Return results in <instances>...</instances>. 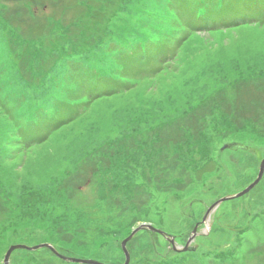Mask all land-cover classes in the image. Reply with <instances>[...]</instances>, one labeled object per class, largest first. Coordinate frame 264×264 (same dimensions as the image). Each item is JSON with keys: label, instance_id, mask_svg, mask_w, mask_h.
<instances>
[{"label": "rangeland", "instance_id": "1", "mask_svg": "<svg viewBox=\"0 0 264 264\" xmlns=\"http://www.w3.org/2000/svg\"><path fill=\"white\" fill-rule=\"evenodd\" d=\"M201 1L256 22L188 29L178 0H0V264L11 246L42 244L123 264L120 243L140 224L165 235L135 234L128 264H264V173L202 221L264 158V0H199L200 12ZM137 42L144 71L121 59ZM50 97L63 101L49 107L54 125L77 118L29 129L25 112ZM230 144L241 148L220 150ZM191 217L197 233L177 252ZM9 264L80 263L40 248Z\"/></svg>", "mask_w": 264, "mask_h": 264}, {"label": "snow or ice", "instance_id": "2", "mask_svg": "<svg viewBox=\"0 0 264 264\" xmlns=\"http://www.w3.org/2000/svg\"><path fill=\"white\" fill-rule=\"evenodd\" d=\"M222 2L243 3L244 0H222ZM178 3L180 6L176 9V13L185 28L195 30L200 24L204 23V16L206 15V13L200 12V9L198 7L199 0H178ZM255 22V19L239 21L240 24ZM260 22L264 23V12L260 14ZM184 39H186V37H184ZM181 42L182 40L177 41V46ZM62 105L63 101L59 97H50L45 99L37 107L26 111L24 114V118L30 122L29 129L33 128L37 124L43 125L44 127L48 128L58 126L52 123L53 117L49 113V107L54 106L57 109H61ZM9 115L11 114L9 113ZM29 129H25L23 133L26 139L30 135Z\"/></svg>", "mask_w": 264, "mask_h": 264}, {"label": "water", "instance_id": "3", "mask_svg": "<svg viewBox=\"0 0 264 264\" xmlns=\"http://www.w3.org/2000/svg\"><path fill=\"white\" fill-rule=\"evenodd\" d=\"M230 147H234V148H241L240 146L236 145V144H230V145H224L223 147H221V151L226 149V148H230ZM263 173H264V158L261 160V162L259 163V167H258V173H257V177L256 179L247 187L245 188L243 191H241L240 193H237L235 195H232V196H229V197H224V198H221L219 199L218 201H216L214 204H212L205 216L203 217L202 221L205 220L207 214L215 207L217 206V204L223 202V201H226V200H230V199H234V198H239L243 195H245L246 193H248L250 190H252L258 183L259 181L261 180L262 176H263ZM139 231H149V232H152V233H156V234H159L161 236L164 237L165 233L158 230V229H155L154 227H152L150 224H140L138 225L135 229L132 230V232L130 233V235L128 237H126L124 240L121 241L120 243V247H121V250H122V253H123V256H124V262L123 264H128L129 263V254H128V251L126 249V244L134 237L135 234H137ZM134 233V234H133ZM196 235V227H194L191 235L189 236L188 240L186 241V244L184 246V248H182L181 250L180 249H175L173 248L175 251L177 252H185L188 250L187 246L188 244L190 243L191 240L194 239ZM166 240L171 244L173 245V239L170 238V239H167ZM40 248H46L48 249L53 255H55L57 258H59L60 260L64 261V262H67V263H80V264H102V263H98V262H94V261H85V260H76V259H72V258H67V257H64L62 255H59L56 250L49 244H42V245H39V246H35V247H26V246H22V245H16V246H11L9 247V249L7 250L6 254L4 255V258H3V264H9V256L10 254L16 250V249H25V250H28V251H35L37 249H40ZM195 248H191L190 250L191 251H194Z\"/></svg>", "mask_w": 264, "mask_h": 264}, {"label": "trees", "instance_id": "4", "mask_svg": "<svg viewBox=\"0 0 264 264\" xmlns=\"http://www.w3.org/2000/svg\"><path fill=\"white\" fill-rule=\"evenodd\" d=\"M208 0H205V2H207ZM177 2V1H176ZM204 4V1H201L200 2V7L202 6ZM252 4V3H251ZM198 7H199V5H198ZM202 8H203V12H201V13H206V15L204 16V23H202L203 24V28L205 29V28H207V27H209V28H211V27H216V28H218V29H220V28H225V27H228V26H232V25H234V24H238V22H239V20H242L241 18H234V14L233 13H231V12H225V13H223V14H225L226 16H227V20L226 21H224V22H226V23H218V21H216V20H218V19H220L221 18V16L223 15V14H215L214 12H213V14H212V12L211 11H209V8H208V6H202ZM262 12H264V8H263V10H262ZM215 14V15H214ZM221 15V16H220ZM213 20H215V22H211V21H213ZM210 21V22H209ZM220 22V21H219ZM199 28V27H198ZM208 29V28H207ZM206 30V29H205ZM140 37H137L136 39H139ZM147 44H139L138 42L136 43V45H134L133 47H132V49H130L126 54H123V55H121V59H124V58H127V59H129V61L130 62H133L134 60H136V61H138V67L137 68H139V70H141V71H144L146 68V66L144 65V63H145V61H143V55H145L144 53L142 54V55H140L138 58H136L135 57V55L132 53V50H133V48H136L137 50H140L141 51V48H142V46H146ZM148 53V52H147ZM130 67H126L125 65H120V67H122L123 69H127V70H129L130 72H132V71H134V70H136V68H132L131 67V65H129ZM150 67V66H149ZM140 71V72H141ZM119 87L120 88H122V89H124V91H126V90H128V86L126 85V84H121V85H119ZM91 91V90H90ZM113 91L114 90H106V91H104V93H102L101 92V94H110V93H113ZM114 93H116V92H114ZM113 93V94H114ZM77 116L78 115H73V116H71L69 119H67V121L65 120V121H63L62 119L61 120H59V121H57V124L56 125H58V126H56V127H53V129L54 128H59L60 126H63V125H66L68 122H71V121H73V120H75L76 118H77ZM65 122V123H64ZM251 122V124L253 125V123H254V121H250ZM249 124V123H248ZM251 125V126H252ZM249 126V125H248ZM234 128H236V127H234ZM238 128H240V127H238ZM247 128V127H246ZM250 128V127H249ZM249 128H247V130L249 131ZM232 129H233V126H232ZM211 131H213V132H216V130L214 131V130H212V128H210V131L209 132H211ZM219 131V130H218ZM217 131V132H218ZM222 131V130H221ZM233 132H234V129H233ZM250 133V132H249ZM256 134H257V136H259V137H262V135H264L263 133H260V135H258V133H257V131L255 132ZM210 134V133H209ZM221 134V133H220ZM204 135V134H203ZM209 139L211 140V138H210V136H209ZM212 141V140H211ZM199 153V154H198ZM198 153H197V159H199L200 157L204 160L207 156H208V153L207 154H205V153H203L201 150L200 151H198ZM198 161V160H197ZM196 160L194 161V162H197ZM150 163H148V162H145L144 161V164H143V166H145V167H150L151 165H149ZM128 192V190H127V188H125V194ZM119 193V192H118ZM123 193V194H124ZM122 193H119V196L121 195ZM124 194V195H125ZM120 207H123V205L122 206H120ZM120 211V210H119ZM131 211H133V210H131ZM191 220L193 221V223L195 224L196 223V220L193 218V217H191Z\"/></svg>", "mask_w": 264, "mask_h": 264}, {"label": "flooded vegetation", "instance_id": "5", "mask_svg": "<svg viewBox=\"0 0 264 264\" xmlns=\"http://www.w3.org/2000/svg\"><path fill=\"white\" fill-rule=\"evenodd\" d=\"M199 223H200V222H196V223L194 224V225H196V233H197V229H198L197 227H198Z\"/></svg>", "mask_w": 264, "mask_h": 264}, {"label": "bare ground", "instance_id": "6", "mask_svg": "<svg viewBox=\"0 0 264 264\" xmlns=\"http://www.w3.org/2000/svg\"><path fill=\"white\" fill-rule=\"evenodd\" d=\"M197 236H198V234H197Z\"/></svg>", "mask_w": 264, "mask_h": 264}]
</instances>
